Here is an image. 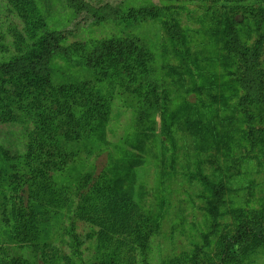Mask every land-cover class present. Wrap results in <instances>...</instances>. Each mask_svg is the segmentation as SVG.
Segmentation results:
<instances>
[{"label":"rangeland","instance_id":"1","mask_svg":"<svg viewBox=\"0 0 264 264\" xmlns=\"http://www.w3.org/2000/svg\"><path fill=\"white\" fill-rule=\"evenodd\" d=\"M7 1L0 0V61L30 45L22 19L10 11ZM34 1L45 20L53 16L49 29L67 28L71 34L77 29L76 35H68L66 44L129 43L149 51L151 73L145 84H156L158 92L167 96L160 113L147 107L149 100L143 108L145 91L134 94L120 86L111 90L106 81L101 83L107 85V94L113 92L104 126L106 137L80 144L72 162L52 175L59 193L52 201L54 206L51 201L46 205L49 238L44 241L57 251L54 264H96L108 259L109 250L96 239L94 229L73 213L76 195L87 176L110 188L134 155L142 156V163L129 180L134 182L132 189L144 211L151 213L158 227L148 250L137 251L132 255L135 260L125 263H186L194 255L199 259L212 256L217 232L211 231L208 193L196 176L229 186L221 212L264 210V109L249 107L250 120L238 106L242 91L233 82V62L225 57L219 41L227 16L235 21L242 42L251 43L260 33L264 36V0H236L230 8L211 0H107L110 4L123 2L125 7L154 4L166 8L167 18H175L181 26L183 43L169 41L161 22L136 28L113 22L94 24L85 14L74 16L66 0ZM56 65L72 75L90 78L83 70H70L62 60H56ZM146 109L154 115L139 120L138 115ZM29 128V123L20 119L0 124V260L5 252L6 264H46L43 259H33L29 238L13 237L9 223L10 181L14 173L23 171L20 162L11 158L23 152ZM139 141L143 151L138 150ZM4 150L9 159L1 153ZM27 188L23 196L30 201L34 195ZM223 219L228 222L231 217L225 213ZM224 228L220 226V230ZM243 264H264V249Z\"/></svg>","mask_w":264,"mask_h":264},{"label":"trees","instance_id":"2","mask_svg":"<svg viewBox=\"0 0 264 264\" xmlns=\"http://www.w3.org/2000/svg\"><path fill=\"white\" fill-rule=\"evenodd\" d=\"M169 1L186 3L192 0ZM211 1L228 8L236 2ZM7 2L8 8L13 9L9 8L10 11H15L22 19L30 44L24 52L0 61V124L17 123L20 119L30 126L23 152L11 158L20 162L23 171L14 173V179L10 181L12 215L9 223L13 237L29 238L27 245L35 255L34 260L43 259L46 264H54L57 251L44 241L49 238L46 205L51 201L54 206L52 201L59 193L53 185L52 175L72 162L80 144L92 141L93 137H106L104 126L111 112L113 92L107 94L105 87L110 85L109 88L114 90L120 86L134 94L143 90L142 106L149 100L147 107L159 109L160 113L165 109L167 96L158 92L156 84H145L151 73L149 51L139 50L137 44L129 43L66 44L71 30L49 29L53 16L45 20L34 0ZM123 4H110L107 0H66L74 16L85 14L94 24L113 22L125 28H136L161 22L169 41H186L177 20L167 18L166 8L154 4L140 7ZM76 31L71 37L77 34ZM219 35L225 57L234 65L233 82L242 91L238 106L251 120L249 107L264 109V36L260 33L253 42H242L235 21L228 16ZM56 60L64 61L70 70L85 71L90 78L65 72L56 65ZM103 81L107 83L104 87ZM152 113L153 110L149 114L146 109L138 119L149 118L154 115ZM248 138L251 143L256 141L250 135ZM142 144L138 142L140 151L144 150ZM7 152L1 151L9 159ZM141 163L142 156H130L123 174L116 177L108 189L92 176L84 178L78 188L73 213L94 229L96 239L109 250L108 259L96 264H126L127 260H135L132 255L148 250L155 235L158 222L151 213L144 211L132 189L134 182L129 180L134 178ZM196 179L208 193L210 228L217 232L215 252L202 259L194 255L186 263L172 261L171 264H243L263 250L264 210L242 214L229 209L225 213L231 219L225 222L220 205L225 193L230 191L229 186L203 176H196ZM24 187L34 195L32 200L23 196ZM221 225L225 228L220 230ZM6 258L7 254L2 253L0 264H6Z\"/></svg>","mask_w":264,"mask_h":264}]
</instances>
